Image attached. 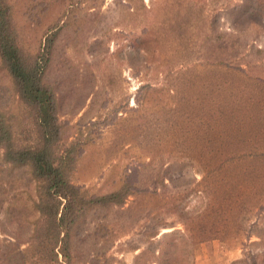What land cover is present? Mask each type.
<instances>
[{
    "label": "rangeland",
    "instance_id": "1",
    "mask_svg": "<svg viewBox=\"0 0 264 264\" xmlns=\"http://www.w3.org/2000/svg\"><path fill=\"white\" fill-rule=\"evenodd\" d=\"M7 1L28 52L57 32L46 77L62 137L83 143L74 183L102 194L135 168L143 190L83 218L72 264L103 249L110 264L159 263L135 257L175 230L190 264H264V0ZM0 107L19 110L1 65ZM33 197L23 168L0 173V239L27 240L6 207Z\"/></svg>",
    "mask_w": 264,
    "mask_h": 264
},
{
    "label": "trees",
    "instance_id": "2",
    "mask_svg": "<svg viewBox=\"0 0 264 264\" xmlns=\"http://www.w3.org/2000/svg\"><path fill=\"white\" fill-rule=\"evenodd\" d=\"M55 34L45 36L36 52H28L11 3L0 0V65L11 78L19 106L18 111L0 107V173L23 168L34 191L30 209L24 204L14 205L11 198L7 204L11 222L20 229L27 227L28 238L20 242L10 234L0 239L1 264H72L74 239L83 218L98 209L122 207L129 196L143 192L132 178L135 168L119 188L102 194L89 193L74 183L72 175L83 143L62 137L64 124L59 120L55 91L46 77ZM158 221L144 229L145 241L152 240L164 226ZM107 224L102 222L96 230L106 240ZM165 239H169L167 245H163ZM188 240L180 230L164 233L162 240L148 242L135 259L149 254L159 258V263L151 262L155 264H190ZM127 247L132 251L139 248L133 244ZM111 260L108 250L103 249L92 254L86 264H110Z\"/></svg>",
    "mask_w": 264,
    "mask_h": 264
},
{
    "label": "crops",
    "instance_id": "3",
    "mask_svg": "<svg viewBox=\"0 0 264 264\" xmlns=\"http://www.w3.org/2000/svg\"><path fill=\"white\" fill-rule=\"evenodd\" d=\"M208 262L210 261L204 258L202 261L198 262V264H207Z\"/></svg>",
    "mask_w": 264,
    "mask_h": 264
}]
</instances>
